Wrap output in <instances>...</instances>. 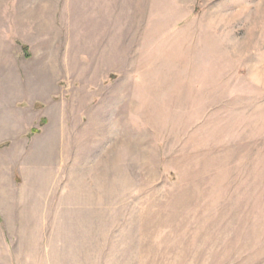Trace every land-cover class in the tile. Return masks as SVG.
<instances>
[{
    "label": "rangeland",
    "instance_id": "rangeland-1",
    "mask_svg": "<svg viewBox=\"0 0 264 264\" xmlns=\"http://www.w3.org/2000/svg\"><path fill=\"white\" fill-rule=\"evenodd\" d=\"M0 264H264V0H0Z\"/></svg>",
    "mask_w": 264,
    "mask_h": 264
}]
</instances>
